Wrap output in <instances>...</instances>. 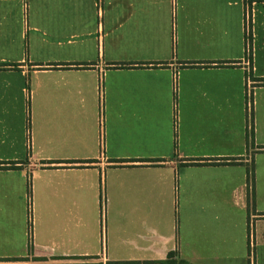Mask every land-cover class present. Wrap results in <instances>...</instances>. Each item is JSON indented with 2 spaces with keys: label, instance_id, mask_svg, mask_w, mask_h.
I'll list each match as a JSON object with an SVG mask.
<instances>
[{
  "label": "crops",
  "instance_id": "0c3cea01",
  "mask_svg": "<svg viewBox=\"0 0 264 264\" xmlns=\"http://www.w3.org/2000/svg\"><path fill=\"white\" fill-rule=\"evenodd\" d=\"M259 146L264 0H0V264H264Z\"/></svg>",
  "mask_w": 264,
  "mask_h": 264
},
{
  "label": "trees",
  "instance_id": "16d2710c",
  "mask_svg": "<svg viewBox=\"0 0 264 264\" xmlns=\"http://www.w3.org/2000/svg\"><path fill=\"white\" fill-rule=\"evenodd\" d=\"M247 138L252 144V133L249 131L247 132ZM260 150H264V146H259ZM117 161H122V160H117ZM198 164V162H195ZM9 167H13V163H10ZM105 264H192L186 259H183L178 256L176 251H170L167 254V257L163 260H158V261H109Z\"/></svg>",
  "mask_w": 264,
  "mask_h": 264
},
{
  "label": "built area",
  "instance_id": "2783aa9c",
  "mask_svg": "<svg viewBox=\"0 0 264 264\" xmlns=\"http://www.w3.org/2000/svg\"><path fill=\"white\" fill-rule=\"evenodd\" d=\"M248 34H249V23H248V17H247V15H246V42L248 41V39H247ZM247 94H248L247 97H249V96H250L249 91H248ZM247 97H246V98H247ZM246 100H247V99H246ZM247 102H248V104L250 105V101L247 100ZM27 138H28V141H29V131L27 132ZM28 144H29V143H28ZM28 147H29V146H28Z\"/></svg>",
  "mask_w": 264,
  "mask_h": 264
},
{
  "label": "rangeland",
  "instance_id": "374dc122",
  "mask_svg": "<svg viewBox=\"0 0 264 264\" xmlns=\"http://www.w3.org/2000/svg\"><path fill=\"white\" fill-rule=\"evenodd\" d=\"M246 99L249 100V101H251V96L247 97Z\"/></svg>",
  "mask_w": 264,
  "mask_h": 264
}]
</instances>
